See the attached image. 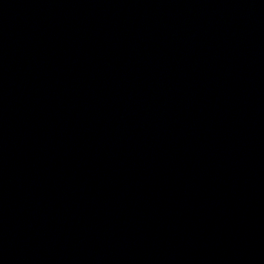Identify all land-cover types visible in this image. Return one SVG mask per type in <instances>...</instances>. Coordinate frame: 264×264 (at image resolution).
Wrapping results in <instances>:
<instances>
[{
  "label": "water",
  "instance_id": "obj_1",
  "mask_svg": "<svg viewBox=\"0 0 264 264\" xmlns=\"http://www.w3.org/2000/svg\"><path fill=\"white\" fill-rule=\"evenodd\" d=\"M0 264H264V0H0Z\"/></svg>",
  "mask_w": 264,
  "mask_h": 264
}]
</instances>
